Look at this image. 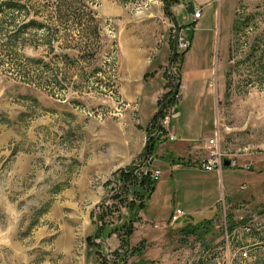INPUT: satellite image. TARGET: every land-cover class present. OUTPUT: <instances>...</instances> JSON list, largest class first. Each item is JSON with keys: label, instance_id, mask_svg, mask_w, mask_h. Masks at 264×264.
<instances>
[{"label": "rangeland", "instance_id": "obj_1", "mask_svg": "<svg viewBox=\"0 0 264 264\" xmlns=\"http://www.w3.org/2000/svg\"><path fill=\"white\" fill-rule=\"evenodd\" d=\"M5 1L9 0H0V6ZM82 1L96 14L99 26L101 49L95 61L81 63L80 70L71 68L74 60L69 64L54 54L74 57L76 52L69 47L73 39L59 34L51 43L52 52L40 39L46 33L40 31L31 33L35 34L31 44L27 41L15 48L16 57L26 65L33 59L47 69L55 67L57 87L50 83L46 70L36 86L20 79L8 64L0 65V264H101V258L121 264L120 256L112 254L119 248L117 234L94 239L101 226L102 205L107 207L103 214L111 228L120 226L122 216H129L118 202L107 201L119 186L114 174L129 169L109 173L114 166L111 161L123 152L140 149L149 135L165 148L172 147L173 141L167 144L164 135L158 138L155 127L146 138L140 134L136 104L142 100L140 121L145 127L155 109L149 98L153 88H146L141 97L134 91L124 92L127 74L120 64L126 58L130 72L137 76L130 45L152 38L142 25L150 32L163 23H170L171 42L181 29L179 38L192 40L190 50L184 52L189 72L181 80V99L172 119L175 137L202 142L209 117L205 102L220 144L236 156L238 167H224L217 179H207L195 169L170 176L163 162L153 167L161 171L159 188L145 213L154 222H145L131 238L140 250L126 256L127 264H211L228 254L231 264H264V0H212L207 8L203 3L210 0ZM188 1L202 6L198 28L204 30L192 32ZM165 7L175 15L176 24L166 17ZM3 15L0 27L7 28ZM177 52L179 59L182 52ZM176 64L172 63L168 78L173 91L180 83L173 77L177 76ZM203 67L209 74L199 81ZM174 103L166 107L170 118ZM149 158L142 152L130 166L144 173ZM176 163L182 162H172ZM242 164L251 169L242 170ZM186 177L193 179L192 187L183 182ZM230 194L231 200L227 198ZM220 195L223 204L219 201L212 207ZM215 207L217 219L211 218L209 228L207 217ZM175 209L185 216L167 229L169 223H162ZM247 224L252 227L251 235L242 231ZM91 238L102 245L98 257L89 246ZM238 247L250 252L244 263L238 260Z\"/></svg>", "mask_w": 264, "mask_h": 264}, {"label": "trees", "instance_id": "obj_2", "mask_svg": "<svg viewBox=\"0 0 264 264\" xmlns=\"http://www.w3.org/2000/svg\"><path fill=\"white\" fill-rule=\"evenodd\" d=\"M33 1L35 4H31L29 0H9L5 1L0 6V13H6V15H3V22L6 23L5 26L7 27H0V57L2 58L0 59V65L8 64L12 69L14 68L15 73L20 79L32 85L36 84V86L41 83L42 75L44 70H46L49 72L50 83L54 85V87H57L59 83L57 79L58 74L54 70L55 67L47 69L45 64L33 59L27 60V65L23 64L17 60L15 48L24 45L27 41L31 44L32 40H35V34L31 36L32 32L36 33L42 31L46 33L40 39L45 41L44 43L46 45L50 46V50L54 49L52 48L51 43L58 40L59 34H61V36H68L73 39L72 41L74 42V45L69 47L74 49L76 55L70 57L66 53L62 54V52H58L57 54H54V58L58 59L61 57L63 60L69 61V64H71V60H74V63L70 67L80 70V64L95 61L99 55V50L101 49V46L98 47L100 33L98 30L99 26L96 22V14L89 8L88 4L83 3L84 1L82 0H45L44 4L42 0ZM175 20L176 18H174V23L176 24ZM192 26L193 24L190 25V27ZM8 27H11L12 30H8ZM72 34L74 35L71 36ZM51 51L54 52V50ZM184 54L185 53L183 52L179 55L180 63L183 60ZM173 57H170L171 62H174L177 55L175 54ZM98 71L100 70H94L95 73H98ZM173 77L179 80L178 76ZM166 87L169 90L162 96L161 100L158 101L160 107L174 103L173 96L178 92L179 81L174 91L172 89L170 90L168 82ZM159 112L160 108L150 121L149 125H151V127L152 125L154 127ZM147 138L148 140L144 150L145 158L146 156L153 158V153H156L159 145L158 142H160V140H158L157 137H151V135ZM149 160L150 158L148 159V163ZM153 167L154 163L150 166L147 164L146 171L148 170L152 172V170H154ZM139 168L140 167H138V169ZM136 169L137 167L133 168V166H129L128 170L125 168L114 174L115 181L123 191L121 192L120 190L118 194L113 195L109 199V201H113V205H116L115 202H118L119 205L127 209L129 216H122V220L120 219V226L111 228L105 221L107 216L103 214V212H107V207L102 205V212L99 214L98 218L101 222V226L94 238H104L105 240L111 235L117 234L119 248L113 251L112 254L114 256H120L119 260L121 261V264H127V257L137 254L140 250L138 246H131V238L134 233L133 225L137 222L138 214L142 211L146 212L149 207L148 202L154 193L158 182L153 180L152 175L150 176V174H147L146 172L143 173V170L137 171L138 169ZM129 197H131L130 200H128ZM232 202L234 201L232 200ZM210 210L212 215L207 217L208 219L210 218L209 228L213 221L211 218L215 217L217 219L218 213L217 207ZM116 213L117 216L121 217L119 209H117ZM171 214L172 212L170 213L167 222H169ZM191 225L192 224L190 223L183 229H188ZM188 233L192 232L189 231ZM88 242L89 246L94 250L95 255L98 257V254H100L99 251L101 250L100 246L102 245H96L92 242V238L91 241L88 239ZM100 261L101 264L118 263L116 260L108 262V260L106 261L104 258H101Z\"/></svg>", "mask_w": 264, "mask_h": 264}, {"label": "crops", "instance_id": "obj_3", "mask_svg": "<svg viewBox=\"0 0 264 264\" xmlns=\"http://www.w3.org/2000/svg\"><path fill=\"white\" fill-rule=\"evenodd\" d=\"M189 2V1H188ZM193 2L194 1H190ZM204 7H210L212 5V0L203 3ZM201 6V4H200ZM188 6L186 5V10H187ZM194 10L195 9H200L201 10V16L199 19H194L193 18V26H192V32H195L196 30H204V28L199 29L201 26L199 25V20L202 18V6L201 7H197L193 5ZM165 11H166V17L169 20H172L174 23V18L175 15L172 14V12L170 11V8L167 10L165 7ZM193 15V14H192ZM191 15V16H192ZM156 16L151 14V18L155 19ZM160 20L163 21H167L165 16H158ZM174 17V18H173ZM149 24H153V22L151 21ZM175 24V23H174ZM145 26L143 27L145 33L148 35H151L152 38L150 36L144 37L142 39V41H134L135 44L130 45L129 48V52L134 53L133 59H132V67L134 69L138 70V73L136 74L137 76L132 75V73L130 72L129 69V65L127 64V59H123L121 61L120 64V68H122L121 70H124L126 72V82H125V86L126 88L123 89L124 92L127 91H134L136 93H139L141 97V95L145 92L146 88H153L151 95L149 96L151 103L153 104V106L155 107V109H153L152 111V115H151V119L153 118V116L155 114H157V112L159 111L160 106L158 105V101L161 100L162 96L169 90L166 87V84L168 82V78H170V67L172 65V63H174L175 61H180V58L178 59V56L175 58L174 62H171L170 57H173L176 53L175 51V38L176 36L180 33H182L184 30L181 29V31H176L173 42L170 41V36L167 34L168 31V27H170V23H163V27L159 28L157 30H155L154 27L152 31L149 32V29L147 28V25H142ZM199 26V28H198ZM188 27V26H187ZM159 30V31H158ZM187 30V29H185ZM143 31V32H144ZM158 31V32H157ZM156 32L158 34L157 39H155V37H153L154 35H156ZM170 34V33H169ZM183 40V39H182ZM187 40V39H185ZM191 41V46H192V40ZM190 46V48H191ZM190 48L188 50H190ZM188 50L186 51L188 53ZM127 51V50H126ZM178 53V52H177ZM176 53V55H177ZM183 53V52H182ZM187 53L184 54L183 56V60L182 62L179 64H176V70H179V75H177L179 77L180 83H179V93H178V100L174 103V106L172 107V119L176 116L177 112H178V107H179V101H180V90L182 88V78L183 76L187 75L189 70L188 68H186L185 66V60L187 58ZM124 54V52H123ZM181 55V54H180ZM174 58V57H173ZM128 60H131L130 56H128ZM131 66V65H130ZM132 68V69H133ZM205 67H203L204 69ZM201 69V68H200ZM201 69V70H203ZM209 70V69H208ZM207 69H204L198 76L199 81H203L206 79V76L209 74V71ZM123 72V71H122ZM125 77V75H124ZM124 86V85H123ZM132 86V87H131ZM131 87V88H130ZM142 100H139V103L136 104V107L138 109V119H137V123H138V127L140 128V134L146 138V136H148L149 132L152 130V127L150 124V121L148 122L147 126H142L141 125V121H140V116H141V110H142V105H141ZM205 104V108L208 110V121L205 123V126L207 128V134L208 132L210 133L209 136L206 137V133L204 134V136L201 138L203 139L202 142L200 143L192 141V140H188V139H184V140H179V137L176 138V140L178 139L179 141H173L172 142V147L166 145L165 147L158 146L157 150H156V156L157 158L154 159V167H157L158 164H160V162L166 163L168 165L169 168V172H170V176H172L173 173H176V176L180 173H183L184 171H193L191 169H195L197 171L200 172V174L206 175L207 179L210 178H220L216 173H206V172H202L196 168H194V162L196 161V159L198 158V156L202 155L205 153V151L203 150V141L206 138H210L212 136L213 130L216 128L215 126H212V122L210 123V108L209 105L205 102H203V105ZM171 105V104H170ZM140 112V113H139ZM157 122V120H156ZM150 126V128H149ZM155 127V126H154ZM185 138V137H182ZM148 139V138H147ZM146 139V140H147ZM146 140L144 139L143 143L141 144V148H137L136 151H134V153H129V152H123L122 154H120L119 156H116L114 159L116 161H111L114 166L112 169H110V172H113L115 170H119L122 169L124 167L130 166L133 162H135V158L139 157L141 155L142 152H144L145 150V142ZM167 144H170L171 142L167 141ZM139 149V150H138ZM114 156H112L113 158ZM177 159H180V161L182 163H176L175 165L172 164L173 161H175ZM190 180H193L191 177H186L184 179V183H190V187L192 182ZM159 181L158 180L156 187H155V191L152 194L150 200L152 199L153 195L158 191V186H159ZM179 184V183H178ZM222 195V194H221ZM221 195L219 197V199L212 205L215 206L219 203ZM229 200H231L232 198V194L228 195ZM149 200V202H150ZM222 200V199H221ZM148 202V204H149ZM174 211V210H173ZM172 211V212H173ZM145 222H154L152 219H150L145 212H140L138 214V220L136 223H134V233H133V238L136 237V235L138 234V230L141 229L140 227H142V225ZM168 222L162 223L166 224ZM169 227L167 229L170 228V224ZM115 237V236H113ZM145 237H147V234H145ZM112 238H110L111 241ZM142 242V240H141ZM109 245V244H108ZM131 245L135 247V245L132 243V239H131Z\"/></svg>", "mask_w": 264, "mask_h": 264}, {"label": "built area", "instance_id": "obj_4", "mask_svg": "<svg viewBox=\"0 0 264 264\" xmlns=\"http://www.w3.org/2000/svg\"><path fill=\"white\" fill-rule=\"evenodd\" d=\"M192 16L194 19H199L201 16V10L195 9ZM190 46H191L190 40H182L179 38L178 35L176 36L175 38V51L176 52L177 51L185 52L190 48ZM209 86L212 87L213 84L210 83ZM173 97H174V101H177L179 98L178 92L175 93ZM166 107L167 105L160 107V112L156 118L157 122L155 125V129L158 134L164 135L168 141L172 142V141H175L176 139L175 129L172 127V118H170V115L167 113ZM202 144H203V150L205 151V153L198 156V158L194 162L195 163L194 168L202 172H206V173H216L220 177L222 174L223 168L225 167L224 166L225 160H228L230 162L229 167H232V168L238 167L236 156L229 153L228 151L230 150L226 149L224 146L220 144V135L218 133V129L215 128L213 135L210 138L205 139ZM240 167L244 171H249L251 169V166L247 164H242ZM145 172L146 171H144V173ZM160 176H161L160 170L158 169L152 170L153 180L158 181L160 179ZM244 188L246 187H242L241 189H244ZM119 192H120V188L118 186L116 194H118ZM107 201L110 202L109 200ZM220 202H222V200H220ZM183 216H185V213L182 210L175 209L172 212L168 223L170 225H173ZM242 231L246 233L247 235H251L253 230H252V227L247 224V226L243 227ZM262 242L263 244L261 245V250L264 251V239ZM254 245L255 244L252 243L250 246L255 248ZM237 254L239 256L238 260L240 261V263H244V261L250 259V252H248L244 248H239L237 250ZM211 264H231V259L229 257V254L226 255L225 257H222L221 255L215 258Z\"/></svg>", "mask_w": 264, "mask_h": 264}, {"label": "water", "instance_id": "obj_5", "mask_svg": "<svg viewBox=\"0 0 264 264\" xmlns=\"http://www.w3.org/2000/svg\"><path fill=\"white\" fill-rule=\"evenodd\" d=\"M172 1V0H171ZM187 6H188V8H187V10H186V12L188 13V14H193V12H194V8H193V4H192V2H187ZM176 74L177 75H179V70L177 69L176 70ZM162 134H159V136H158V138H162ZM148 140V139H147ZM147 140H146V142H147ZM153 162H154V158H151L150 160H149V166L150 165H152L153 164ZM224 166L227 168V167H229L230 166V162L228 161V160H225L224 161ZM146 173L147 174H150V176L152 175V172H150V171H146ZM97 210L99 211V206H97ZM99 223V222H98ZM98 226H99V224H98ZM97 230H98V228H97ZM97 230L95 231V234H94V237H96V235H97ZM104 245H106L107 246V248H108V251L110 250V247H109V245H108V243H106L105 241H104ZM108 262H110V261H108Z\"/></svg>", "mask_w": 264, "mask_h": 264}]
</instances>
